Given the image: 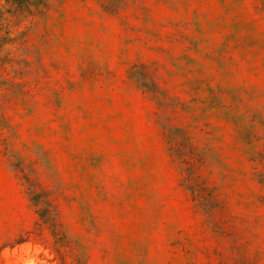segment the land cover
<instances>
[{
    "label": "rangeland",
    "instance_id": "374dc122",
    "mask_svg": "<svg viewBox=\"0 0 264 264\" xmlns=\"http://www.w3.org/2000/svg\"><path fill=\"white\" fill-rule=\"evenodd\" d=\"M0 264H264V0H0Z\"/></svg>",
    "mask_w": 264,
    "mask_h": 264
}]
</instances>
